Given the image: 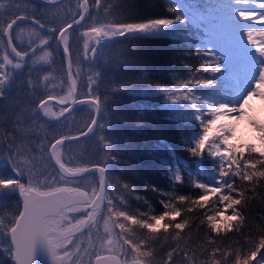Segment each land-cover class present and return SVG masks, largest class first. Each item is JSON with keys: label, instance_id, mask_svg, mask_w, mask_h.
Here are the masks:
<instances>
[{"label": "trees", "instance_id": "16d2710c", "mask_svg": "<svg viewBox=\"0 0 264 264\" xmlns=\"http://www.w3.org/2000/svg\"><path fill=\"white\" fill-rule=\"evenodd\" d=\"M212 1L216 3L221 0H102L101 9L94 8L89 0V11L93 15L100 12L101 18L104 16L108 21L118 24L155 18H173L180 21L177 23L179 25L173 27L169 33H127L101 40L92 60L81 59L83 33L89 30L88 25L92 23L87 20V14L83 27L80 25L70 30L73 32V36L70 37V62L76 95L91 96L95 99L88 93L85 85L90 69L98 74L97 90L103 98L105 108L102 114L104 135L109 145V155L112 157L107 158L103 146L98 149V137H93L92 134L60 146L66 166L85 167L101 161L100 165L106 169L105 199L98 209L99 215L89 221L85 230L75 234L73 244L97 253L100 249L98 246L103 244V240L111 239L114 241L111 245L112 251L118 254L124 263L131 262L136 254L122 255L129 252L130 248L128 245H121L120 241L124 238L118 235L121 231L119 224L126 223L129 228L135 229L134 233H131L134 240H148L152 249L159 253L155 256L157 264L167 252L174 251V245L176 248L173 264H181L179 252L185 250L186 244L196 253L198 264L204 261H207V264H214L215 260H220L222 264H235L236 256L245 258L248 249L253 244H258L264 237V177H256L251 182L235 177L236 191L225 188L224 193L231 194L237 199H240L241 192L244 193L241 205L236 206L241 212L242 223L236 225L233 221L236 226L227 232L223 231V224L227 222V217L232 215V210L229 209L218 221L222 225V231L210 232L207 216L223 208V204L219 201V194H211L203 207L194 204L193 201L199 200L200 196L205 194L203 189L195 186L203 180L201 176L189 172L188 169L193 170L196 165L210 167L217 160L209 155L210 152H205V149L203 156H192L190 148L195 144L192 138L197 129L196 122L184 116L177 104L170 103V88L182 77L186 80L189 71L200 63L197 57L199 46L203 54L212 53L216 57L217 66L227 71V75H224L226 82L221 83V80L220 83L223 89L225 86L228 93L225 95L220 92L221 97L230 102L237 101L240 97L239 89H243L244 82H236L234 77L238 70H242L245 65L248 66L252 46L247 42L231 40L237 37L226 28L222 27L219 30L218 22L207 14L205 8V5L212 4ZM17 3L18 9L13 11L18 10L20 15L29 19L33 12H36L37 16L43 14L44 24L43 29L35 23L22 24L20 27L23 31H19L14 25L12 31L18 33V38L14 41L17 51L26 49L29 56H33V49L36 50L35 56L43 55V52L52 53L48 63L37 64L31 69V78L34 83L38 82V90L33 98L43 99L53 96L64 99L69 94L66 60L61 49L57 47L58 33H52L50 30L58 29L65 20H71L73 16L78 18L80 0H62L55 4H46L40 0H17ZM224 3L235 6L234 2L228 0ZM253 7H259V0ZM230 20L233 25L241 24L246 31L251 26L248 21H240L237 16L230 17ZM253 24L258 29L264 27L259 21H253ZM2 26L3 21H0V27ZM41 38L49 39V44L43 45L40 42ZM224 38L234 42L232 47L238 50V54L231 53L228 57L229 46L226 44L228 40ZM5 55H8L13 63L19 60L9 55L3 34L0 35V62H3ZM25 60L31 64L28 57H25ZM11 68L12 65H6L4 70L10 71ZM17 71L23 72V79L28 78L27 67ZM44 76H48L49 79L45 81ZM235 92L238 95L234 94ZM12 95L15 97L17 92L13 91ZM20 95L27 97L31 93H20ZM24 104H27V99L24 100ZM59 106L51 103V108L57 114L63 109ZM91 113H93L92 107L82 105L56 122H46L41 117L37 123L47 131L37 130V135L47 136L43 143L49 144L53 141V137H59L61 134L79 133L88 125L92 117ZM10 127L11 125L8 124L0 125V131H8ZM24 143L31 155L38 158V170L54 175L52 167L54 164L47 159L48 150L44 153L43 164H40L41 153L32 150L35 144L29 145L27 141ZM261 153L264 152L256 149L245 150L241 157L242 167L251 160L257 162V171H264V165L258 163L264 160ZM178 175L181 177L180 181L175 179ZM66 179L79 180L80 188L90 193L97 184L98 176L92 173L91 176L87 174L82 177H66ZM124 185H128L129 188L124 189ZM56 186L77 187V184L58 182ZM181 195L188 199L180 201ZM108 198L112 199L111 219L106 210ZM18 201L19 198L14 197L11 204L6 206L3 217H0L4 218L5 223L11 211L15 210L14 206ZM169 201L181 214L175 220L171 217L166 219L173 224L187 221L188 225L180 230L182 239L179 242L174 239L176 230L173 228L164 232L161 227L158 235L153 238L147 229H141L125 221L123 217L117 218L115 215L116 212L125 210L129 214L136 215L137 218L151 221L153 215H163L165 211H171L164 207ZM70 215L76 220L85 218V212L68 216ZM105 219L108 220L111 229L109 232H105L104 229ZM164 223L165 221H162L161 225ZM95 225L98 226L96 229H94ZM73 244H69L70 248ZM90 244L94 245V249ZM260 255H264V250H261ZM92 258L93 256L84 258L83 264H89V260L92 264ZM255 259H259V255ZM255 259L252 264H255ZM10 260L11 255L7 254V241L0 237V264L5 262L11 264ZM164 264H167L166 260Z\"/></svg>", "mask_w": 264, "mask_h": 264}, {"label": "snow or ice", "instance_id": "6c2138e0", "mask_svg": "<svg viewBox=\"0 0 264 264\" xmlns=\"http://www.w3.org/2000/svg\"><path fill=\"white\" fill-rule=\"evenodd\" d=\"M234 2L237 6L235 15L239 17L240 21H248V24L251 25L246 33H244L246 42L259 54L262 61L251 89L241 99L246 103L249 96L264 95V92L261 91L264 88V39H262L264 38V27L258 29L253 24V21H259L260 25L264 26V0H259L258 8L253 7L257 0H234ZM47 3L52 4L54 0H47ZM91 3L94 8L101 9L102 0H91ZM80 7L82 11H78V19L76 16H73L71 20H65L58 29L53 28L50 30L52 33H58L59 40L56 41L57 47L59 48L62 45L63 53L69 60L71 58L70 37L73 36V32L70 30L73 29V25H79L81 21H85V14H87V20L92 21V23L88 25L89 31L83 33L81 59L87 58L88 60H92L95 57L99 44L105 37L123 36L127 33L145 31L152 27L169 24L168 20H158L154 23L118 24L108 21L104 16L101 18L100 12L93 15L89 11V0H83V4ZM13 9H18L17 0H0V21H3V26L0 27V35L8 34L5 41L6 46L14 45V41L18 38V33L12 31L14 25L17 26L19 31H23L20 25L28 23H35L41 29L44 27L42 23L43 14L37 16L36 12H33L31 19H29L27 16L20 15L18 10L13 11ZM18 21L20 22L19 24ZM40 42L43 45H48L49 39L41 38ZM32 51L33 56H29L28 50L17 51L16 46H13L12 52L15 53V57H19L20 59L13 63V60L9 59L8 55H5L3 62H0V125H11L8 131H0V217H3L6 206L11 204L14 197L22 198L14 206L15 210L11 211V215L7 217V223H5L4 218H0V237H3L7 241V254L12 256L14 264H34V255L38 243L46 248L54 260L69 259L72 260V264H83L84 258L88 256H96L98 262L105 259L116 260L115 256L102 257L95 251L89 252L80 245L73 244L74 233L88 227L89 221H92L99 215L98 209L101 201L104 199L103 194L106 187V169L105 167L98 168L97 188L91 190L90 196L88 192L80 190L79 180L66 179V176L76 177L80 173L92 175V171L89 168L68 167L62 159L60 146L64 145L65 141L74 138L61 134L59 137L52 138L55 141L54 143L44 144L43 140L47 139V136L42 137L37 135V130L47 131V129H42L41 125L37 123L41 119V111L43 112V116L50 118H55L58 114L46 106L47 100L33 98L38 90V82L34 83L31 78L32 67L40 63H48L52 53L43 52V55L35 56L36 50L33 49ZM207 55L213 56L212 53H207ZM25 57L31 60V64H28ZM214 61L215 59L204 61V65L202 66L203 73L215 74L220 71L217 62L215 61L214 63ZM6 65H12L10 71L4 70ZM26 67L28 78L23 79V72H18L17 70H22ZM97 75L90 69L86 77L87 83L85 86L88 89V93L95 97L92 102L95 111L91 115H98L99 119L90 118L88 123L92 126L86 125V131L87 133H92L93 137H98V149L100 146H103V152L108 159H111L109 145L104 135L102 114L105 108L103 98L97 90ZM48 79V76H44L45 81ZM215 83L216 81L213 79L195 76L193 79L177 85L175 92H170L171 96H174L176 92L182 91V99L190 101V106L196 110V118L203 124V134L199 135L198 139L195 140L194 146L190 148L193 157L204 155L205 142L208 140L210 126L216 123L214 117L221 115V109H227L223 115H239L244 111L240 102L211 101L201 96H196L201 86H207L210 89ZM74 86L75 81H73ZM13 91L17 92L15 97L12 95ZM20 93H31V95L23 97ZM49 98L51 97L49 96ZM177 98L179 99V97ZM25 99H27V104H24ZM65 102L66 100L61 101V103ZM32 105H35V107H32ZM229 105H232V107L229 108ZM205 110L209 112V117L206 119L203 117ZM65 111L67 109H61L59 115H63ZM253 123L255 124L256 122L253 121ZM256 127L264 133V126L256 124ZM220 131L222 133L220 138L225 149L222 151L221 145L215 144L209 153L212 157H219V170L216 181L218 186L197 183L195 186L203 189L205 194L201 195L199 200L193 201L194 204L203 207L204 202L209 199L211 194H219V201L223 204V208L217 209L214 214L207 216V225L210 232L216 233L222 231V225L218 221L221 220V217L225 216L229 209L232 210V215L228 216L227 222L223 224L224 232L242 223L243 220L241 212L237 210L236 206L241 205L244 193L241 192L240 199H237L231 194H225L224 189L236 191L234 187L235 177H240L241 180L250 182L256 177H264V171L256 170L257 162L248 160L242 167L241 157L243 153L237 154L227 147L231 128L224 125L221 126ZM25 141L29 145L35 144L32 150L41 153V157L39 158L40 164L44 162V153H47L49 147L51 148L52 151L47 156V159L51 161L54 158L55 165L59 166L58 170L55 169L54 165L52 166L54 175L47 171L38 170V158L31 155L29 148L24 143ZM261 155L264 156V153H261ZM95 163L100 164L101 161H96ZM258 163L264 165V160H260ZM41 177H43V180H41ZM175 179L180 181L181 177L178 175ZM58 182H63L64 184L75 183L77 187H59L56 186ZM123 188L128 189L129 186L124 185ZM97 191L100 195H97ZM137 199H140V197H137ZM187 199L188 197L183 195L179 197L180 201ZM81 204L88 205L92 211L85 212L86 219H78L75 223H72L75 217L70 218L68 213L81 212L82 209L79 206ZM164 207L171 209V211H165L163 215H153L151 221L137 218L136 215L129 214L125 210L118 211L115 215L117 218L123 217L125 221L141 229H147L153 238L158 235L161 227H163L164 232H168L170 228H173L176 230L174 239L179 242L182 239L180 230L188 226L187 221L171 223L166 218L171 217L172 220H175L181 213L170 201L166 202ZM106 210L109 213V219H111V198H108ZM162 221H165L163 225H161ZM233 221L236 222V225L232 223ZM119 228L121 231L118 235L124 238L120 241L121 245H128L130 248L129 252L122 254L123 256L136 254L134 257L135 264H157L155 256L159 255V253H156L152 249L148 240H134L131 233H134L135 229L129 228L126 223H120ZM104 229L105 232L111 230L107 219L104 220ZM113 243V240H108L109 245ZM69 244H73L71 251L68 249ZM173 247L174 251L167 252L166 256L161 258L159 264H164L165 260L167 264H173L176 246L174 245ZM145 248L148 250H144ZM261 250H264V237L259 240L258 244H253L248 249L245 258L236 256L235 264H252V261L258 255L259 259H255V264H264V255H260ZM60 253H63V256ZM179 256L181 264H198L196 253L187 244L185 245V250L179 252ZM89 264H91L90 260ZM199 264H207V261L199 262ZM214 264H222V262L215 260Z\"/></svg>", "mask_w": 264, "mask_h": 264}, {"label": "rangeland", "instance_id": "374dc122", "mask_svg": "<svg viewBox=\"0 0 264 264\" xmlns=\"http://www.w3.org/2000/svg\"><path fill=\"white\" fill-rule=\"evenodd\" d=\"M224 1L227 0H221L219 2H213L212 4H207L205 5V8L207 9V14L214 20L218 22L219 27L226 28L233 32L236 35V40L237 41H243L246 42V38L244 36V33H246V29L242 27L241 24H236L233 25V23H230V17H236L235 12L237 11V6L235 5L234 0H228V2H234L233 4L235 6L228 5L227 3H224ZM202 6V5H201ZM231 11V13H230ZM217 18V19H216ZM158 20H168L169 24L164 25V26H156L149 28L145 31H136V32H131L129 34H161V33H169L172 31L173 27H177L180 23L177 19L173 18H155V19H150L146 21H138V22H130V23H123V24H141V23H154L155 21ZM248 30V29H247ZM89 31V30H88ZM114 36H108L103 38L104 39H109ZM198 45V44H197ZM199 46V45H198ZM197 57L200 60V63L198 64L197 67L193 68L192 70L189 71V75L187 79L185 80V77H182L180 81L175 82V84L170 88V92H175L176 86L183 84V82L188 81L189 79H193L195 76H199L200 78H205L204 76H207L206 78L208 79H213L216 81L214 85L211 86L209 89L207 86H201L198 89V92L196 93V96H201L202 98L209 99L211 101H225V102H230L228 99H223L221 97L220 92L222 94H227L228 92L224 89L221 85L222 82H226V79L224 78V75H227V71L225 68H220L219 72H216L215 74L211 73H203L202 71V66L204 65L205 60L209 59H216V57L211 56L208 57L206 54H203L200 46L197 49ZM253 57L258 59L257 63L258 65L255 67L252 72H250V77L248 81L246 82V88L243 91L245 94L247 91L251 89L252 83L257 75V72L259 68L261 67V58L259 54H253ZM16 58V57H15ZM17 62V61H16ZM215 63V61H214ZM256 63V64H257ZM200 69V71H198ZM222 80V81H221ZM235 80L238 82L242 81V79L238 76L235 78ZM221 81V83H220ZM226 85V84H225ZM237 91V90H236ZM262 92H264V88L261 89ZM169 92V94H170ZM234 94H237L235 92ZM243 94V96H244ZM242 96V97H243ZM179 97V99L177 98ZM183 97V92H176L174 96H171L170 94V103L171 104H177L183 112L184 116H187L196 122V131L194 132V136L192 138V141L195 143V140L198 139L199 135L203 134V124L201 123L200 120H198L196 110L193 109L190 106V101H184L182 99ZM241 97V99H242ZM67 98V97H65ZM240 102L241 106L243 107L244 111L243 113L237 115V114H231V115H223L227 109H221V115L214 117L216 120V123L214 125L210 126L209 129V134H208V140L205 142V152H210L212 150V146L215 144H220L221 145V150L224 151L225 146L223 145V142L221 140V126L227 125L228 127L231 128V134H230V139L228 142V148L231 149L232 152H235L237 154L243 153L245 150L250 151L252 149H256L260 152H264V133H262L257 127L256 124H259L261 126H264V95H254V96H249L247 97V102L245 103L243 100L240 101H234L231 103H238ZM48 107L51 108V103H47ZM199 106V105H198ZM63 107V106H62ZM61 107V108H62ZM232 105H229V108H231ZM60 108V106H59ZM52 109V108H51ZM53 112L54 109H52ZM203 117L206 119L209 117V112L208 110H205L203 112ZM253 121L256 123L254 124ZM231 154V153H229ZM213 159L217 160L216 163H213L212 166L207 167L205 166H200L196 165L192 168L188 169L189 172H193V174L201 176L202 183L208 184L209 186H218L216 184L217 177H218V170H219V157H213ZM200 183V182H199ZM97 184L94 185L93 189H96ZM205 192V191H204ZM89 193V192H88ZM91 196V192L89 193ZM92 211V210H91ZM78 214V213H77ZM70 218L72 217L71 215L69 216ZM76 222V218L72 220V223ZM67 226V225H65ZM102 226V225H101ZM98 226H94V229H96ZM73 236V241L75 240V234ZM106 240H103V244L98 246L97 253L102 252V251H112L111 245H106ZM117 243V241L115 240ZM94 243V242H92ZM90 247L94 249V245L90 244ZM68 249L71 251L73 249L70 248V245H68ZM94 258V256H93ZM93 258H92V264H93ZM74 259V257H73ZM132 262V261H131ZM131 262L125 263V264H131ZM63 264V263H62ZM64 264H72V260L65 259Z\"/></svg>", "mask_w": 264, "mask_h": 264}, {"label": "water", "instance_id": "95a60500", "mask_svg": "<svg viewBox=\"0 0 264 264\" xmlns=\"http://www.w3.org/2000/svg\"><path fill=\"white\" fill-rule=\"evenodd\" d=\"M40 1L43 2V3L48 4L47 0H40ZM60 1H62V0H54V3H58ZM54 3H52V4H54ZM82 4H83V0H80V4H79L80 11H82V8L80 7V5H82ZM82 23H83V21H81L79 25H73V27L80 26ZM7 35L8 34L5 33V41L7 40ZM58 40H59V35L57 34V41ZM13 46L14 45H7V49H8V53L11 56L15 57V53L12 52V47ZM59 48L63 52L62 45H60ZM64 57H65V60H66V76H67V81H68V85H69V94H68L67 98H64V99H59V98H56V97H53V96H50L51 98H49V96H47V97H45L43 99L47 100V103L52 102V103L61 105V106L64 107L63 109H67V111H65L63 115H59V113H60L59 112L58 116L55 117V118H50V117H47V116H43V112L41 111L40 115L46 122H56V121L60 120L62 117H64L66 114H68L70 111H72L73 109H75L77 107H80L82 105H89V106H91L93 108V103H92L94 101L93 97H91V96L77 97L76 88H75V86L73 87L71 62H70L69 58L67 56H65V54H64ZM16 58H19V57H16ZM62 100H66V102L65 103H61ZM94 111H95V109L93 108V112ZM92 118L93 119H98V115L92 116ZM87 126H92V125H89V123H88ZM91 134L92 133H87L86 128H85L83 131H81L79 133L67 135L69 137H73L74 139H71L69 141H65V143L85 138V137H87V136H89ZM54 142L55 141L53 140L52 143H54ZM51 151L52 150L49 147V149H48L49 154L51 153ZM51 161L54 164V166L56 167V169L58 170L59 166L55 165L54 158ZM85 167L89 168L92 171V173H94L97 176H99L98 168L99 167H103V166L100 165V164H92V165L85 166ZM87 174L88 173H80L76 177L84 176V175H87ZM66 177H71V176H66ZM105 182H106V177H105ZM59 187H67V186H59ZM69 188H73V187H69ZM80 190L83 191V192H86L85 190H82V189H80ZM97 195H100V193L98 191H97ZM103 196L105 198V192H104ZM18 198H19V200L22 199L20 197H18ZM103 201H104V199L101 201V203ZM79 206L81 207L82 211L81 212H77V213H83V212H86L87 210H92L91 207H89L86 204H81ZM68 214H71V212H69ZM98 254L100 256H102V257H113V256H115L116 260L105 259V260H100L98 262L97 259H96V256H94L93 264H125V263H123L121 261L120 257L116 253H113V252H101V253H98ZM60 255L63 256V253H60ZM63 261L64 260H54L51 257L50 253L46 250V248L43 245H41L39 243L37 244L36 250H35V255H34V264H61ZM10 263L14 264L12 256H11ZM131 264H135V259L132 260Z\"/></svg>", "mask_w": 264, "mask_h": 264}, {"label": "flooded vegetation", "instance_id": "af4514ba", "mask_svg": "<svg viewBox=\"0 0 264 264\" xmlns=\"http://www.w3.org/2000/svg\"><path fill=\"white\" fill-rule=\"evenodd\" d=\"M107 243H108V240H107Z\"/></svg>", "mask_w": 264, "mask_h": 264}]
</instances>
